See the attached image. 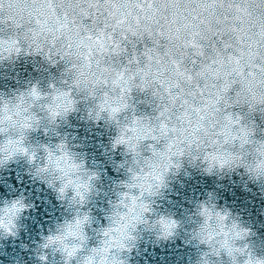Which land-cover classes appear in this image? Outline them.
Here are the masks:
<instances>
[{
	"label": "clouds",
	"instance_id": "clouds-1",
	"mask_svg": "<svg viewBox=\"0 0 264 264\" xmlns=\"http://www.w3.org/2000/svg\"><path fill=\"white\" fill-rule=\"evenodd\" d=\"M21 61L38 75L0 90V168L20 162L63 208L32 264H130L144 234L182 237L191 264H264L257 233L212 192L181 218L159 203L187 169L264 197V0H0V75ZM77 116L121 157L107 192L65 130ZM30 209L0 199V237Z\"/></svg>",
	"mask_w": 264,
	"mask_h": 264
},
{
	"label": "water",
	"instance_id": "water-1",
	"mask_svg": "<svg viewBox=\"0 0 264 264\" xmlns=\"http://www.w3.org/2000/svg\"><path fill=\"white\" fill-rule=\"evenodd\" d=\"M4 70L0 69V73ZM31 63L21 61L15 70H10L8 78L0 75V90L15 87L23 79L36 77ZM15 76L17 79L12 80ZM3 91H0V95ZM66 132L76 137V142L85 141L83 150L87 153L90 165L99 170L102 176L101 188L107 192L114 182L120 179L114 171L119 155L110 156L104 147L107 137L101 129L86 127L79 117L72 119ZM190 175L181 174L171 183L166 199L160 201L162 210L171 211L177 218L188 212L192 202L204 198L208 192L218 197L219 203L231 208L234 213L248 222L257 233L259 241L264 244V197L256 185L245 183L233 175L231 179L208 177L193 169H187ZM13 195L27 197L31 204L30 211L22 220V230L15 239L0 237V264H32L33 252L40 236L46 234L52 221L59 219L63 208L54 195L43 184L37 183L25 173L24 166L17 162L7 169L0 168V199ZM104 199L94 202V215L103 224ZM95 227V225H94ZM255 239V238H254ZM183 238L157 245L149 234L140 238L139 245L129 257L130 264H191L193 249L186 246Z\"/></svg>",
	"mask_w": 264,
	"mask_h": 264
}]
</instances>
